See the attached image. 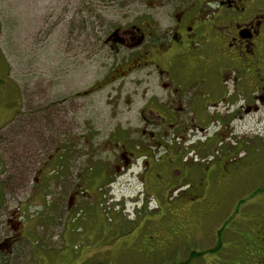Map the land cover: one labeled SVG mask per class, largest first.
<instances>
[{"label": "flooded vegetation", "instance_id": "obj_1", "mask_svg": "<svg viewBox=\"0 0 264 264\" xmlns=\"http://www.w3.org/2000/svg\"><path fill=\"white\" fill-rule=\"evenodd\" d=\"M127 3V10L118 14L121 21H127L102 28L104 49L97 54L112 63L100 87L126 84L133 75L128 83L131 91L111 97V111L115 116L126 115L134 108L131 98L138 99L142 103L140 120L116 125L118 134L110 140L118 153H110L104 162L123 164L116 169L118 177L141 161L146 191L155 188L158 204L170 206L168 210L156 208V214L163 210L166 214L157 231L146 221L150 254L169 255L176 250L182 254L187 244L200 246L208 224H216L221 215L223 225L205 235H213L217 241L206 252L216 258L210 263L264 264V128L261 135L257 130L246 135L236 133L233 125L257 116L264 120V0ZM135 5L141 9H134ZM2 93L1 100L8 97ZM8 98L0 105V132L12 135L15 195L19 199L42 184L52 194L54 182L64 177L69 166L63 126L54 131L58 144L52 149H56L54 157L59 155L54 161L61 172L54 177L52 144L46 143L43 133L51 126L49 109L35 119L30 117V108L24 111L26 115L22 110L17 113L12 108L14 98ZM132 130H141L142 137L131 135ZM33 137L38 138L37 143ZM40 141L42 155L48 157L43 182L23 175L28 173L25 170H29L35 145L40 149ZM32 163L34 166L35 160ZM96 165L103 164L97 161ZM155 179L160 183L153 182ZM108 181L113 183L114 178ZM7 187L0 183V208L6 202ZM165 192L168 195L160 202ZM26 225L24 221L21 229ZM224 233H241L243 240L226 248L221 243ZM3 250L0 243V254Z\"/></svg>", "mask_w": 264, "mask_h": 264}, {"label": "rangeland", "instance_id": "obj_2", "mask_svg": "<svg viewBox=\"0 0 264 264\" xmlns=\"http://www.w3.org/2000/svg\"><path fill=\"white\" fill-rule=\"evenodd\" d=\"M127 6V0H0V87L7 86L8 97L14 98L12 108L17 113L22 110L26 115L24 111L30 108V117L38 119L40 112L49 109L51 126L49 134L43 132L44 139L54 148L58 144L54 131L58 125L63 126L64 137H61L67 145L69 165L64 177L54 182V188L49 191L52 194L39 183L42 185L28 189L18 199L11 156L12 135L0 132L3 158L0 183L8 185L6 202L0 208V243L4 249L0 264L6 261L7 264H205L206 260L212 264L216 261L211 253H206L216 244V237L205 235L211 230L215 233L223 225L225 219L221 215L214 221L216 224H208L200 246L187 244L182 254L177 250L169 255L150 254L146 221L151 227L155 225L157 231L164 224L162 217L166 214L164 210L156 214V208L168 210L170 206L158 204L155 188L150 193L146 191L141 161L140 166H129L118 177L116 169L123 164L104 162L110 153H118L116 144L110 140L118 134L116 125L128 120L137 124L140 120L142 103L138 99L131 98L134 108L126 115L115 116L111 111L114 104L111 97L117 92L131 91L128 83L133 75L126 84L100 87L112 63L97 54L104 49L102 28L126 22L118 14L127 10ZM134 9L141 7L135 5ZM8 97L0 98V105L7 103ZM126 97L129 98L128 94ZM233 125L236 133L251 135L257 130L261 135L264 120L257 116L240 123L235 121ZM130 134L142 137L141 130H132ZM21 139L27 141L25 137ZM33 139L38 142V138ZM41 142L40 149L35 145L29 170H25L28 173L23 174L31 181L43 182L46 178L44 163L48 157L42 155ZM54 152L56 149L50 154L56 177L61 172L56 169L59 163L55 164L54 160L59 155L54 157ZM97 161L103 165L94 166ZM111 176L113 183L108 181ZM153 182L160 183L158 179ZM240 190L238 186L237 195ZM167 195L163 193L160 202ZM18 207L23 210L20 212ZM146 210H151L147 216ZM24 221L27 225L21 229ZM224 234L221 243L226 248L243 240L241 233ZM199 251L203 252L202 256H198Z\"/></svg>", "mask_w": 264, "mask_h": 264}, {"label": "crops", "instance_id": "obj_3", "mask_svg": "<svg viewBox=\"0 0 264 264\" xmlns=\"http://www.w3.org/2000/svg\"><path fill=\"white\" fill-rule=\"evenodd\" d=\"M0 91L3 92L2 95L6 96L8 93L7 86L6 87H0Z\"/></svg>", "mask_w": 264, "mask_h": 264}, {"label": "trees", "instance_id": "obj_4", "mask_svg": "<svg viewBox=\"0 0 264 264\" xmlns=\"http://www.w3.org/2000/svg\"><path fill=\"white\" fill-rule=\"evenodd\" d=\"M198 256H202V254L201 253H199V255Z\"/></svg>", "mask_w": 264, "mask_h": 264}]
</instances>
